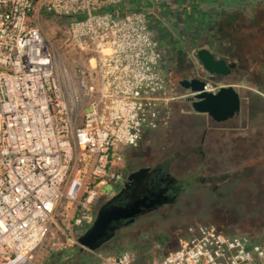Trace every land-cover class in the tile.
<instances>
[{
	"label": "built area",
	"instance_id": "2783aa9c",
	"mask_svg": "<svg viewBox=\"0 0 264 264\" xmlns=\"http://www.w3.org/2000/svg\"><path fill=\"white\" fill-rule=\"evenodd\" d=\"M127 1L0 0V264H31L61 203L73 206L71 232L89 229L100 198L122 186L125 150L168 121L159 45ZM40 13L67 20L87 74L57 65ZM177 243L159 264H264V229L254 242L200 226Z\"/></svg>",
	"mask_w": 264,
	"mask_h": 264
},
{
	"label": "rangeland",
	"instance_id": "374dc122",
	"mask_svg": "<svg viewBox=\"0 0 264 264\" xmlns=\"http://www.w3.org/2000/svg\"><path fill=\"white\" fill-rule=\"evenodd\" d=\"M237 1L230 0L224 12H220L216 6H207L206 12L204 6L195 0L127 1L126 8L134 5L138 11L148 14L152 36L162 55L161 71L167 81L166 107L169 118L166 125L147 132L136 148L125 150L121 173L123 175L124 172L143 167L152 160L151 164L167 159L172 156L170 149L175 152L178 146H182L181 139L186 146L195 148L202 132H207L202 149L204 157L208 159L217 151L221 156L225 154L230 157L231 161L224 168L218 165L220 168L214 167L215 172L209 171L212 182L243 177L247 171H253L256 177L255 189H249L251 181L245 176L240 180L242 192L258 191V195L256 201L243 203L240 217L231 226H225L224 234L245 235L254 242H260L264 229V200L261 195L264 186L261 172L264 169L256 165L264 162V0H242L235 6ZM183 8L189 12L181 14ZM144 9H149L150 13L141 11ZM182 15H189L190 20L198 17L200 24L193 35L189 29L183 28L182 20L178 18ZM37 27L53 48L60 68L70 74H87L91 70L89 57L73 50L65 40L67 20L40 13ZM200 49H207L215 58L236 64L237 72L232 77L217 82L219 86L235 85L241 98L240 116L233 123L216 127L210 124L206 115L193 113L181 98L185 90L177 87L178 81L196 76L202 79L206 77L195 56ZM171 85H175L174 88L170 89ZM244 136L254 140L255 147L248 149L249 142H245L243 147H237V139ZM212 138L217 140L212 141ZM249 160H253L255 165L248 164ZM192 163L186 172L199 177L209 176L199 159ZM120 187L110 188L113 195ZM112 196L100 198L97 208ZM197 200L199 203L202 201ZM72 208V205L65 203L58 206L54 224L33 254L31 264H97L99 257L116 256L123 252L132 256L133 264H159L163 256L177 248V240L184 235V230L169 232L175 223L171 216L161 218L154 214L142 217L132 226L119 230L114 239L98 251L80 253L76 240L81 234L70 231ZM254 208L259 212H255Z\"/></svg>",
	"mask_w": 264,
	"mask_h": 264
},
{
	"label": "flooded vegetation",
	"instance_id": "af4514ba",
	"mask_svg": "<svg viewBox=\"0 0 264 264\" xmlns=\"http://www.w3.org/2000/svg\"><path fill=\"white\" fill-rule=\"evenodd\" d=\"M225 61L230 63L227 60ZM236 72L237 68H235V70H233L227 77H212L205 74L206 77L204 79L196 76L187 80L198 79L219 86L217 82L232 77ZM179 82L180 81L177 82L178 88H180ZM174 86L175 85H171L170 89L174 88ZM184 93L185 94L181 98L184 103L188 104L184 99L188 92L184 91ZM238 117L219 124L212 122L208 117L206 118L210 121V124L217 127L222 126L223 124L233 123ZM207 134V132H202L195 148L186 146L185 142H183L184 140L181 139L180 143H183L182 146H178L176 148L177 151L175 152L170 149L172 156L167 159L151 164L153 162L152 160L143 167L124 172L122 186L115 194L123 189V184L126 182V178L130 173L141 168H148L150 169L149 175L143 182L146 189L158 191L166 188V196H175V200L172 204L163 205L156 211L142 217L154 214L161 218H170L171 216L173 219L172 221L175 222L169 229V232L171 233L184 230L185 234L189 229H197L200 226L208 225L217 232L224 234L226 230L225 226H231L236 218L240 217V208L245 201H250V198L245 192H242L239 179L226 178L221 179V181L216 183L211 181V174L209 171L215 172L214 169L218 167L215 165L212 157L207 159L202 153L205 144V136ZM195 159H199L201 164L205 166L209 176L199 177V175H193L190 172H186V170H190V166L194 164L192 161ZM184 171L186 172L185 174ZM178 172H181V175L180 173L178 174ZM177 174L182 177L178 178ZM133 188L134 187H130L127 189L117 200L116 204L124 203L125 198L131 194ZM195 191L196 193H194ZM200 195L202 196L200 197ZM197 199H201L202 201L199 203ZM142 217H139L138 219ZM137 220L133 224H135Z\"/></svg>",
	"mask_w": 264,
	"mask_h": 264
},
{
	"label": "water",
	"instance_id": "95a60500",
	"mask_svg": "<svg viewBox=\"0 0 264 264\" xmlns=\"http://www.w3.org/2000/svg\"><path fill=\"white\" fill-rule=\"evenodd\" d=\"M202 70L212 77H227L236 68L234 62L216 59L207 49L195 54ZM179 86L188 94L185 102L195 114L206 115L214 123H224L239 116L241 98L233 85L217 86L198 79L182 80ZM150 169L141 168L130 173L123 189L103 203L97 210L93 224L76 240L78 251L95 252L114 239L116 233L132 225L139 217L156 211L163 205L172 204L175 196H166L167 189H146L143 184ZM134 187L124 203L116 204L121 195ZM139 187V189H138Z\"/></svg>",
	"mask_w": 264,
	"mask_h": 264
},
{
	"label": "crops",
	"instance_id": "0c3cea01",
	"mask_svg": "<svg viewBox=\"0 0 264 264\" xmlns=\"http://www.w3.org/2000/svg\"><path fill=\"white\" fill-rule=\"evenodd\" d=\"M195 2H198L199 3V5H202V6H204V11H208V7L209 6H216L217 7V9L220 11V12H224L225 10H227V5H228V3L230 2V0L228 1V0H195ZM242 2V0H239V1H237V3L235 4V6H237V4H239V3H241ZM133 6V7H132ZM208 6V7H207ZM239 7V6H238ZM128 10H134V11H138V8L137 7H134V5H129L128 6V8H127ZM147 11H145V9L144 10H141V11H145V12H148V13H150L149 11V9H146ZM198 10L200 11L201 9L200 8H198ZM186 11L187 12H189V10H187V8H183L181 11H180V13L182 14V13H186ZM138 12H140V11H138ZM148 15V14H147ZM197 15H198V11H197ZM189 16V15H188ZM179 19L181 18V20H183L184 19V15H182V16H180V17H178ZM193 19H195V18H193ZM192 19V20H193ZM196 20H199L198 19V17L195 19V20H193V21H196ZM182 26H183V28L184 29H186V30H188V27L190 26V25H186V23L184 22V21H182ZM226 85H232V84H226ZM222 86H225V85H222ZM233 86H235V85H233ZM236 88V87H235ZM212 141H216L217 139L216 138H212L211 139ZM237 140H239V143H238V145H237V147H243V144H245V142H249L250 143V146L248 147V149H252V147H255V145H256V143L254 142V140L252 141V139H250V138H245V136L244 137H242V138H238ZM256 141V140H255ZM251 142H254V143H251ZM247 148L245 147V149L244 150H246ZM210 157H212L213 158V160H214V162H215V164L218 166V165H220L222 168H224V166H226V165H229L230 163H231V161H230V157L228 158L227 156H225V154L224 155H219L218 153H217V151H215L212 155H210ZM245 157V156H244ZM220 166H218V168H220ZM239 180H241V179H239Z\"/></svg>",
	"mask_w": 264,
	"mask_h": 264
},
{
	"label": "trees",
	"instance_id": "16d2710c",
	"mask_svg": "<svg viewBox=\"0 0 264 264\" xmlns=\"http://www.w3.org/2000/svg\"><path fill=\"white\" fill-rule=\"evenodd\" d=\"M199 14V13H198ZM220 18V17H219ZM221 19V18H220ZM193 20H195V19H193ZM193 20H190L189 18H188V16L187 17H184V19L182 20V21H184L185 23H186V25H190L189 27H188V29H189V31H190V34H192V33H196L198 30V28H197V26L199 27V20H196V21H193ZM193 35V34H192ZM224 60H226V59H224ZM247 163L248 164H254L255 165V163L253 162V160H249V161H247ZM256 166H258V167H262V169H264V162H261V163H259V164H257ZM262 173V176H261V181L263 182V184H264V171L263 172H261ZM244 176H245V178H248V180L249 181H251V185L249 186V189H255L256 187H255V181H256V177L254 176V172L253 171H247V172H245V174H244ZM243 176V177H244ZM243 177H234V178H231V179H244ZM249 191H251V190H249ZM253 191V190H252ZM248 196H249V198H250V200H252V201H256L255 200V198H256V196L258 195V191H253V192H248V193H246ZM261 195H263V200H264V186H263V188H262V190H261ZM254 199V200H253ZM102 204L100 203L99 204V206H101ZM255 210V212L257 211V212H259L256 208H254ZM262 213H264V204H263V209H262Z\"/></svg>",
	"mask_w": 264,
	"mask_h": 264
}]
</instances>
